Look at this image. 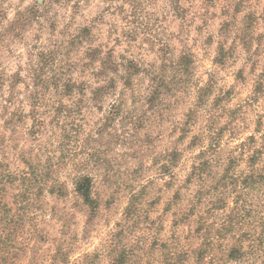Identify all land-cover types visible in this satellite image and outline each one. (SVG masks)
Wrapping results in <instances>:
<instances>
[{"label": "rangeland", "instance_id": "obj_1", "mask_svg": "<svg viewBox=\"0 0 264 264\" xmlns=\"http://www.w3.org/2000/svg\"><path fill=\"white\" fill-rule=\"evenodd\" d=\"M20 12L29 20L13 23ZM110 55L117 70L103 73ZM16 78L11 110L24 115L3 130L0 159L48 169L0 264H111L123 249L129 264H264V177H221L230 165L249 173L255 154L264 173V0H0V108ZM156 82L164 94L151 107ZM204 150L210 172L190 177ZM83 175L89 203L75 191Z\"/></svg>", "mask_w": 264, "mask_h": 264}, {"label": "trees", "instance_id": "obj_2", "mask_svg": "<svg viewBox=\"0 0 264 264\" xmlns=\"http://www.w3.org/2000/svg\"><path fill=\"white\" fill-rule=\"evenodd\" d=\"M21 20L25 22L29 19L25 16V13L20 12L17 15V18L13 21V23H16V21ZM13 23H11L10 26H12ZM95 50H97L98 52V49ZM224 51V48L221 47L220 54ZM111 57L112 55L106 58L109 60L108 63L107 61H105L106 59H102L104 61V64L102 65L101 69L103 73L107 72L108 69L117 70L118 66L116 63L113 62ZM185 62H187V57L183 55L180 59V64H183ZM139 71L140 69H138L137 66H134L132 71H128L129 75L125 81L126 86H129L132 83V75L138 74ZM19 82L20 78H16L15 80L11 81V84L9 85L8 89V94L4 98L3 106H1L0 108V119L3 121V124L0 125V139H2V141H0V155L4 154L5 156H9V153H7V144L9 140L5 139V137L3 136V130L5 129L6 131L7 128L12 125L16 116L21 119L24 115V111L22 110L20 111V114L16 113V108L14 109V111L11 110V106L14 103V92ZM42 86L44 88L47 87L48 90L52 88V90L57 94H62V92H64L66 95H72V92L74 90L73 88L75 87V85L72 83L64 84L62 88L57 83L47 85L46 83H44ZM3 87L4 81L0 82V95H2V97L4 96L2 92ZM40 87L41 84L36 81L35 85L33 86V90L30 91V98L34 99V103L40 99ZM110 88H116L114 79L108 81L106 85H100L96 89H93L92 94L94 96L99 94H107L109 93L108 90ZM161 88L162 85L160 84V82L154 83L152 90L150 91V95L148 96V103L151 107H154L157 101L164 94V91ZM34 109H36V107H34ZM34 121V124L36 126V123L39 122L36 115H34ZM206 154V150L202 151L199 154V157L202 159L198 165L193 166V170L190 177H192L193 175H202V173H205L207 171L210 172L211 164L207 157H205ZM22 160L26 164V167L18 169L17 171H13L11 169L10 162L0 159V261L2 262H6L7 257H9L10 255L11 257H13V254H11V249L12 247H15L14 242L19 240L16 235V232L25 225L26 214L29 213L30 210L38 208L36 206L34 198H40V195L42 194V191L44 190V187L46 185V181L44 180V171L48 169V164L34 162L32 160L27 159L24 155L22 157ZM256 160V154L250 156L249 163L251 165L252 170L247 174H232V165H230L226 167L221 177H264V173L260 172V170L255 167ZM92 187L93 182L89 175H83L79 177L75 182V191L80 197L84 199L86 203L92 201ZM10 190L16 191L13 193L12 196L15 199L14 206L10 205V203L6 199L7 194ZM50 192L62 194L64 192L63 184L56 183L50 189ZM222 200L224 202L225 199L220 197V199L215 202L213 200L212 204L215 206H219L218 203ZM132 206H130L128 209H130ZM206 241L210 242V239H206ZM209 246H211V242L205 243L203 247L198 248L196 250L197 256L201 257L204 253H206L209 250ZM16 248H18V246ZM113 253L114 254L112 256L111 264H129L132 261L131 253L129 251L123 249L120 251H114ZM244 254L245 252L243 251V247L233 245L229 249L227 256L230 259L238 260Z\"/></svg>", "mask_w": 264, "mask_h": 264}]
</instances>
